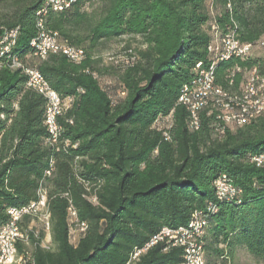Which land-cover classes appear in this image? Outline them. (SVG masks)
<instances>
[{
  "label": "trees",
  "instance_id": "obj_1",
  "mask_svg": "<svg viewBox=\"0 0 264 264\" xmlns=\"http://www.w3.org/2000/svg\"><path fill=\"white\" fill-rule=\"evenodd\" d=\"M100 1L94 19L82 12L86 0H75L62 12L48 9L44 26L75 48L141 39L145 48L134 64L115 72L124 93L116 103L102 88L95 61L33 56L37 13L47 0H0V39L16 31L0 56V227L8 209L36 202L40 187L49 214L46 247L42 227L29 226L37 217H23L27 242L17 243L14 264H181L178 247L163 251L157 244L133 255L162 228L186 227L195 213L207 224L198 237L206 264H225L238 248L264 260V168L247 161L264 151V112L217 133L215 112L206 108L193 132L178 104L196 64L209 62L210 25L256 45L264 40V0ZM234 66L264 75V57L219 62L215 76L223 89ZM32 68L61 99L72 100L56 119L54 143L47 142L46 100L27 87L24 70ZM239 79L236 74L235 85ZM223 175L241 190L231 200L216 196ZM73 226L80 231L74 243Z\"/></svg>",
  "mask_w": 264,
  "mask_h": 264
},
{
  "label": "bare ground",
  "instance_id": "obj_2",
  "mask_svg": "<svg viewBox=\"0 0 264 264\" xmlns=\"http://www.w3.org/2000/svg\"><path fill=\"white\" fill-rule=\"evenodd\" d=\"M75 0H61V6L56 5L55 0H47L46 7L38 11L37 13V23L36 26L38 28V36H46L52 35L53 31L47 30L44 26V17L47 14V10L50 9L53 12H62L67 9ZM212 31V39L209 44H213L216 42V49H225V45H230V32L237 37L234 31H227L221 33L218 31V28L214 30V26H211ZM56 33V32H54ZM57 34V33H56ZM16 36V31H14V38ZM58 37V35H57ZM37 37L32 40L31 46L35 50V54L40 53V44L36 42ZM59 39V37H58ZM12 39V43H13ZM60 40V39H59ZM239 40V39H238ZM241 42V41H240ZM10 43V44H12ZM242 43V42H241ZM264 40L260 41L256 45H251L247 43H242L244 45H248V52L252 53L253 50L264 47ZM8 47H0V56H2ZM84 52V51H83ZM78 48H75L69 45L65 41H61V48H57L56 51H49V54H56L65 57L69 62L77 63L82 57L83 53ZM207 52V47H206ZM48 54L40 55V59H43ZM209 62L206 66H203L200 63V67L196 68V77L195 79H202V77H207V81L209 82V90L208 91V99H204L196 109L194 110L192 99H185L190 93V85H185L181 88L178 96V104L183 106L188 115L187 126L190 131H198L200 126V112L203 109L211 108L215 112V132L221 133V130L224 129L225 126H235L242 127L258 116H260L264 112V85L257 86L256 81H252V79H259L264 83V75L259 74L254 69L252 70V78H250V69L241 70L237 68L236 74L240 76L238 84L235 85V82L232 80H228V87L223 89L220 84H218L215 76V66L219 62H226L231 59L247 61L244 60L243 56H238V54H226L222 56V50H215V52H207ZM12 60V65L14 68H19L20 65L16 63L15 59ZM32 69H25L24 72L28 77L27 87L35 90L38 94L42 95L47 103V107L44 115V125L47 129L48 135L51 139V120L53 124V133L57 136L59 135V127L57 126L56 119L62 111L66 109L69 104L72 102L71 98L61 99L60 96L53 90L49 88L42 75L35 69V73H30ZM37 76H36V75ZM38 77V78H37ZM46 86L43 87V85ZM54 92V95L52 94ZM59 107L56 109V106ZM56 111V112H55ZM211 111V110H210ZM213 112V113H214ZM238 113H243L240 116V120L233 121V118H238ZM54 114V116H53ZM53 116V117H52ZM257 158H264V151L259 154L252 155L248 160H253ZM52 166V165H51ZM51 172V168L45 172L46 176H49ZM222 177V183L224 185H231L230 180L226 176ZM215 191L218 200H231L240 192H231L226 193L220 197V185L219 179L215 182ZM43 189L41 187L37 191L38 200L34 203V207H41V210H32L27 211L21 214H17L15 216V226H9V219L6 224L0 227V231H6L5 233V245L3 244V239H0V264H4L3 255H6V249H8V260L6 264H13L14 259L16 257V245L19 242L16 241L23 234V239H26L24 232L22 231V219L26 215H32L33 218L37 217V214H42L45 217V221L40 222L41 227L44 231L49 235V214L45 208V194L43 195ZM42 200V202H41ZM210 206V205H209ZM213 207V206H212ZM23 208H10L7 210V216L10 218V212L12 211H22ZM74 212V211H73ZM73 218L75 217L73 214H70ZM70 217V216H69ZM206 220L204 218H200L199 214H194L193 218L189 221L186 227H179L177 229H170L167 227L162 228L159 232L153 235L149 242L145 244L141 251L136 252L133 255V259H135L141 252H145L149 248L161 244L169 242V234H162L163 230H180V233L176 234V243L173 244V248L178 247L183 250V260L181 264H206L204 258V251L199 243L198 237L202 236L203 230L206 227ZM80 227V228H79ZM80 231H84L85 226L81 224L79 226ZM196 237L194 239V245H186L184 248L183 241L186 239H190V237ZM157 237V243H152L153 240ZM15 242V246H14ZM27 242V240H26ZM150 244V245H149Z\"/></svg>",
  "mask_w": 264,
  "mask_h": 264
},
{
  "label": "rangeland",
  "instance_id": "obj_3",
  "mask_svg": "<svg viewBox=\"0 0 264 264\" xmlns=\"http://www.w3.org/2000/svg\"><path fill=\"white\" fill-rule=\"evenodd\" d=\"M101 1L100 0H86L84 5L81 7L82 12H85L91 19L98 16L100 10ZM81 34H86V32L81 31ZM82 49L83 57L77 62L73 63L79 65L86 59L95 61L99 68L103 69V74L99 75V82L104 90H106L113 102L121 101L124 98V93L122 87L120 86L118 80L116 79V70H124L125 68L134 64L137 59L138 51L144 49L145 46L142 44L139 37H127L110 41L101 42L95 47H90L87 42L83 43L82 46H78V49ZM255 57H264V48H258L252 51L251 59ZM86 73L88 71H85ZM169 118L164 120L162 123L167 125ZM43 221V215L37 214V219L33 220L30 227L41 226L40 222ZM80 231L76 227H72L71 230V242H76L77 238L80 236ZM49 235L45 232V240L42 247H46L49 240ZM16 261L14 259L13 264ZM225 264H264V260L257 259L249 255L243 248H238L235 250L234 257L230 261H226Z\"/></svg>",
  "mask_w": 264,
  "mask_h": 264
},
{
  "label": "built area",
  "instance_id": "obj_4",
  "mask_svg": "<svg viewBox=\"0 0 264 264\" xmlns=\"http://www.w3.org/2000/svg\"><path fill=\"white\" fill-rule=\"evenodd\" d=\"M55 2H56V5L61 6V0H55ZM210 26H214V30L217 29L216 23H212ZM14 31L15 30L8 31L3 35V37L0 39V47H9L10 43H12V39H14ZM61 41L63 40H59L57 37V34L54 32H52V35H46V36L37 35L36 42H39L40 44V53L35 54L33 56L40 57V55L42 54H49V51H56L57 48H61ZM79 50L82 51V49L80 48ZM215 50H222V56L226 54H238V56H243L244 60L251 59L250 57L252 54L248 52V45L242 44L240 40H238V38L234 36V34L231 32H230V45H225V49H216V42H214L213 44H207V52H215ZM196 67H200V63H197ZM253 67L254 66H250V74H249L250 78H252ZM236 71H237V66H234V68L229 70L227 74L224 75V79H228L232 81L234 77L236 76ZM30 73H35V68H32V71H30ZM252 81H256L257 86L264 85V83H262V81H259V79H252ZM43 87L46 88V86L44 85ZM208 91L210 90H209V82L207 81V77H202V79H194L190 87V93L185 99H192L194 110H195L196 107H198L202 102H204V99H208ZM52 94L54 95L53 91H52ZM59 105L60 104L56 106V109L59 107ZM242 115L243 113H238V118H233V121L240 120V116ZM223 130H227V129H223ZM47 142H50V143L56 142V135L53 133L52 120H51V139H48ZM247 161L248 163L254 165L256 168H264V158H257L253 160H247ZM219 185H220V197L226 193H231V192L241 193V190L236 185H224V183H222V177H219ZM44 194H45V191H43V195ZM32 210H41V207H34V205L30 203L29 205L26 206L25 209H22V211L10 212L8 227L15 226V216L17 214H21V213L32 211ZM67 211L69 214H73L75 216V213L73 212L72 208H68ZM45 217L46 216L43 215L44 221H45ZM181 230L182 229L163 230L162 234H169V242L161 243L163 251H167L168 249L173 248V244L176 243V234L180 233ZM5 233L6 231H0V239H3L4 245H5ZM194 239H196L195 236L190 237V239L184 240L183 241L184 248L186 245H194ZM26 240L27 239H23V234H22V236H20L16 241H23L24 243H26ZM152 243H157V237L150 244ZM14 246H15V242H14ZM3 258H4V264H6L8 260V249H6V255H3Z\"/></svg>",
  "mask_w": 264,
  "mask_h": 264
}]
</instances>
